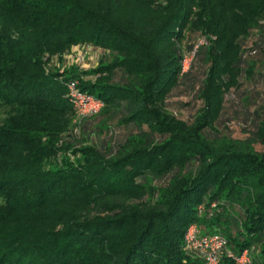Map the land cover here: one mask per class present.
I'll list each match as a JSON object with an SVG mask.
<instances>
[{
  "label": "trees",
  "instance_id": "16d2710c",
  "mask_svg": "<svg viewBox=\"0 0 264 264\" xmlns=\"http://www.w3.org/2000/svg\"><path fill=\"white\" fill-rule=\"evenodd\" d=\"M232 1L227 34L211 0H0V264H207L191 226L225 242L218 264H264V0ZM225 102L245 137L216 128Z\"/></svg>",
  "mask_w": 264,
  "mask_h": 264
},
{
  "label": "rangeland",
  "instance_id": "374dc122",
  "mask_svg": "<svg viewBox=\"0 0 264 264\" xmlns=\"http://www.w3.org/2000/svg\"><path fill=\"white\" fill-rule=\"evenodd\" d=\"M211 2L215 7H217L215 9L216 12L222 13L223 15L221 16H225V18L220 19L219 28H225V30L227 28V34L233 33L232 31L234 29V26L239 22V18L241 16L240 6L243 8L241 4L242 1L234 2L232 0H211ZM233 9L237 14L233 12ZM256 19H258L259 22H263L262 17H258ZM212 25H215V17H213ZM196 35L203 36L204 34L196 33ZM77 47V52L79 53H76L77 55L75 57L77 59L75 60V63L81 66L82 69L92 68L97 62L96 53L90 47L84 45H80ZM67 62H70V60L68 59ZM47 68L51 71L55 70V68L51 65H49V67ZM241 81L243 83L242 88L245 90L250 89L253 85L251 82L245 80L244 78H241ZM197 85L198 84L196 82L195 86ZM167 102L169 105H172L169 107L173 112H175V116L177 118L188 122H192L198 110L203 106V103L200 100L196 99L194 90L187 89L184 86L173 89L167 99ZM243 113V109H241L238 105L225 102L222 116L219 122L216 124V128L219 130V133L221 135H228L230 137H245L244 131L242 132V129L244 128L242 122L244 117ZM6 114V110L0 107V126L3 122V119L6 117ZM2 202L3 201L0 198V203Z\"/></svg>",
  "mask_w": 264,
  "mask_h": 264
},
{
  "label": "built area",
  "instance_id": "2783aa9c",
  "mask_svg": "<svg viewBox=\"0 0 264 264\" xmlns=\"http://www.w3.org/2000/svg\"><path fill=\"white\" fill-rule=\"evenodd\" d=\"M203 39L198 44L203 45ZM195 50L187 54L182 60V71H187L194 57ZM70 100L75 107L77 116H90L97 114L102 108V103L92 96L81 93L73 85L70 88ZM184 242L188 249L198 252L207 264H218L219 258L224 251V241L218 235L200 236L196 232L195 226L189 227L184 236ZM248 262L246 253L237 260L238 264Z\"/></svg>",
  "mask_w": 264,
  "mask_h": 264
}]
</instances>
